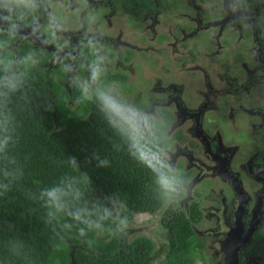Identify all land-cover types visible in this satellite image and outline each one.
Segmentation results:
<instances>
[{
  "label": "flooded vegetation",
  "instance_id": "1",
  "mask_svg": "<svg viewBox=\"0 0 264 264\" xmlns=\"http://www.w3.org/2000/svg\"><path fill=\"white\" fill-rule=\"evenodd\" d=\"M240 4L87 0L89 7L76 15L82 5L72 0L70 8L38 13L42 26L51 12L63 17L66 31L58 37L72 47L78 48L85 34L102 33L108 61L99 85L114 83L123 101L152 118L159 147L188 182L187 195L164 198L155 211L133 217L141 235L124 230L126 244L152 243L135 248L144 250L145 264L177 258L180 264H232L235 250L237 264H264V0H247L250 27L239 22L243 8L231 10ZM91 12L97 14L95 24L88 20ZM12 50L17 56L33 53L46 84L66 93L73 109L82 104L71 81L88 72L79 67L82 61L74 73L65 72L55 60L57 41L47 32L41 39L17 38ZM181 220L189 229L178 236L194 246L171 245L169 230Z\"/></svg>",
  "mask_w": 264,
  "mask_h": 264
},
{
  "label": "trees",
  "instance_id": "2",
  "mask_svg": "<svg viewBox=\"0 0 264 264\" xmlns=\"http://www.w3.org/2000/svg\"><path fill=\"white\" fill-rule=\"evenodd\" d=\"M67 98L47 85L43 71L35 66L24 92L11 98L15 132L7 154L16 163L7 165L14 176L5 178L0 162V264H70L73 250L77 264H145L144 250L135 248L152 243L140 239L126 244L118 226L125 225L121 220L129 224L136 215L160 207L165 197L156 174L134 158L98 102L73 109ZM96 157L106 160L107 166H98ZM73 158L78 167L70 163ZM69 182L75 191L62 198L63 211L40 199L42 191ZM103 208L112 216L101 219L97 209ZM188 224L177 221L176 229L169 230L173 247L194 246L178 236ZM177 261L167 264H180Z\"/></svg>",
  "mask_w": 264,
  "mask_h": 264
},
{
  "label": "clouds",
  "instance_id": "3",
  "mask_svg": "<svg viewBox=\"0 0 264 264\" xmlns=\"http://www.w3.org/2000/svg\"><path fill=\"white\" fill-rule=\"evenodd\" d=\"M77 4L82 5L77 9L76 15L89 7L87 0H76ZM70 8L72 0H65L63 4H57L54 0H0V162L4 163L5 178L14 176V173L7 170V165L15 164V158H10L7 149L14 143L13 135L15 132V118L12 115L9 104L14 94L23 93L29 71L37 63L33 53L24 56H17L12 50V43L17 38L21 39H41L42 32H47L51 40L57 41V51L54 54L57 63H60L67 73H74L78 61L79 67L88 72L86 78L74 76V83L81 92L79 103L96 101L102 113H104L108 124L115 129L128 143L129 150L134 158L146 164L157 177V186L163 196L172 201L188 194V182L182 177L179 170L171 163L170 157L163 148L159 147V138L156 137L152 118L143 109L123 101L116 92L117 85L110 84L106 87L99 85L102 74L106 71L108 57L102 53L105 45L101 43V37L95 33L85 34L80 40L79 47H72L68 40L60 42L58 34H63L64 18L51 12L48 14L47 25L39 24L38 13L41 9L48 12L50 8ZM247 0H241L240 5H232L233 12L243 8L244 14L240 15L239 22L243 26L250 27L251 16L247 14ZM88 20L95 24L97 14L89 13ZM25 29H31L29 36L21 34ZM49 40H42L47 45ZM90 57V58H89ZM151 135L152 140L145 137ZM98 166H107L106 160H99ZM70 163L73 167H78L73 158ZM63 183V182H62ZM4 190H8V185H3ZM75 189L73 182L67 183L64 187H53L40 193V199L46 201L47 207H55L57 211H63L65 204L62 198L71 195ZM116 206V201H110ZM101 219L112 216L108 208L97 209L101 212ZM53 213L49 212V216ZM79 219V213L76 214ZM121 224L127 223L121 220ZM83 234V233H81ZM13 252L18 251V245L12 243Z\"/></svg>",
  "mask_w": 264,
  "mask_h": 264
},
{
  "label": "rangeland",
  "instance_id": "4",
  "mask_svg": "<svg viewBox=\"0 0 264 264\" xmlns=\"http://www.w3.org/2000/svg\"><path fill=\"white\" fill-rule=\"evenodd\" d=\"M129 224H126V225H123V226L119 225L118 226L119 231L121 232V231L126 230V231H129V232L133 233L135 236L136 235H141L143 233L141 228H140L141 225H139L140 222L137 219L132 220L131 223H129Z\"/></svg>",
  "mask_w": 264,
  "mask_h": 264
},
{
  "label": "water",
  "instance_id": "5",
  "mask_svg": "<svg viewBox=\"0 0 264 264\" xmlns=\"http://www.w3.org/2000/svg\"><path fill=\"white\" fill-rule=\"evenodd\" d=\"M71 255H72L71 256L72 260H71L70 264H77L76 260H75V257H74V250L72 251ZM230 261H231L232 264H237L236 250L234 251V254L232 255Z\"/></svg>",
  "mask_w": 264,
  "mask_h": 264
}]
</instances>
